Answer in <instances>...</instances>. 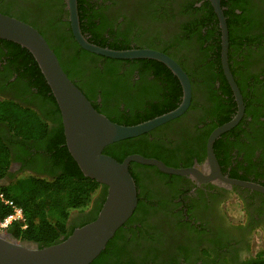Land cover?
I'll return each mask as SVG.
<instances>
[{"label": "flooded vegetation", "instance_id": "af4514ba", "mask_svg": "<svg viewBox=\"0 0 264 264\" xmlns=\"http://www.w3.org/2000/svg\"><path fill=\"white\" fill-rule=\"evenodd\" d=\"M219 6L227 29V65L240 93L243 113L234 127L214 141L213 155L222 178L264 188V0H219ZM76 7L79 26L75 30L88 42L109 49L158 51L184 72L190 85L188 108L151 132L162 137L165 159L204 173L210 135L238 112L222 68V31L211 0H76ZM0 10L36 29L61 65L70 64L76 53L73 45L78 44L67 0H0ZM26 58L15 47L0 42V103L32 112L45 120L54 134L61 121L58 107L39 85V77ZM105 64L101 59L95 66L83 65L74 83L111 119L117 114L116 106L122 111L123 103H133L138 94L182 100L181 84L166 66L170 79L158 74L157 65L131 60L118 64L113 76L101 84L94 78ZM221 82L230 94L217 91ZM102 93L108 95L104 102ZM0 138L11 159L2 184L11 176L39 175L51 169L42 159L41 147L19 145L1 123ZM23 165L26 169L20 171ZM131 170L139 182V193L154 208L143 225L138 222L126 230L128 238L134 240L125 247L132 261L264 264L263 192L220 179H171L150 171L151 178H147L146 168L135 166ZM102 195L103 188L75 221L68 219L67 227L89 222Z\"/></svg>", "mask_w": 264, "mask_h": 264}, {"label": "water", "instance_id": "95a60500", "mask_svg": "<svg viewBox=\"0 0 264 264\" xmlns=\"http://www.w3.org/2000/svg\"><path fill=\"white\" fill-rule=\"evenodd\" d=\"M211 3L222 31V68L233 92L238 112L231 121L218 127L210 135L204 173L196 168L168 167L159 160L136 154L126 157L122 162L103 154L107 146L148 134L186 111L190 104V85L184 72L171 58L154 50H113L88 42L80 30H75L79 26L76 0H67L70 24L74 29L72 34L83 50L112 60L157 61L166 66L181 84L182 100L176 109L134 126L118 125L97 112L69 80L54 52L36 29L0 13V40L12 42L27 50L37 64L58 107L68 153L85 178L106 188V196L97 217L92 222L75 228L66 239H61L56 244L38 248L33 243H20L0 232V264H90L136 209L137 190L129 172L131 163L152 166L167 175L191 176L198 182L220 179L264 193V188L259 185L222 178L213 155L214 141L237 124L243 113V104L227 65V29L219 0H211Z\"/></svg>", "mask_w": 264, "mask_h": 264}, {"label": "trees", "instance_id": "16d2710c", "mask_svg": "<svg viewBox=\"0 0 264 264\" xmlns=\"http://www.w3.org/2000/svg\"><path fill=\"white\" fill-rule=\"evenodd\" d=\"M18 20L21 21V19ZM0 42L7 43L18 49L21 54L26 55L27 61L39 77V85L43 87L45 92L50 93V89L30 53L12 42L5 40H0ZM95 45L103 47L102 45ZM73 46V50L76 53L71 57L70 64L67 66H62L58 56L56 53L54 54L69 80L82 92L93 108L100 114H104L111 122L123 126H134L176 109L178 103L181 102L180 97L179 99L177 97L156 98L150 94H138L134 98L133 103H123L122 111H119V107L116 106L117 114L114 119H111L110 115L101 110L95 101L74 83L75 76L82 73V70L80 71L79 69L83 65L95 66L98 60L103 59L106 64L101 72L96 71V77L94 78L95 81H101L102 84L104 78L113 76L114 69L118 64L131 60H112L84 51L76 44ZM133 61L157 65L158 74L160 76L164 75L165 79H170L172 76L163 64L156 61L145 59ZM172 89L177 88L173 86ZM219 90L222 91V94H230L224 90L223 82L220 83V88L217 91ZM178 92L180 96L181 90L179 87ZM51 97L53 98L52 95ZM107 98L108 95L102 93V102ZM209 99L211 101L217 100L211 97ZM53 101L55 102L54 98ZM0 123L8 129L19 145L25 147L29 145L32 147L36 146L38 149L41 147L43 149L42 159L47 160L51 167L48 172L38 173L39 175L11 176L7 184H2L1 181L8 176V167L11 159L8 146L0 138V221L11 213L10 207L2 202L1 198H3L12 201L15 206L21 209L26 224L25 229H22L16 223L11 224L4 233L20 243H33L38 248H44L58 243L61 239H66L75 228L92 222L102 207L106 196V188L82 175L65 146L61 121L58 131L51 134L45 120L30 111L22 110L17 105L3 102L0 103ZM163 151H165V146L162 137L150 132L134 139L109 145L104 148L103 154L112 157L118 162H122L126 157L136 154L145 158L159 160L168 167L182 168L165 159ZM135 166L146 168L148 170L147 178H151L149 171L160 177L176 178L175 176L159 172L155 167L131 163L129 172L137 190L136 209L128 221L109 240L105 249L90 264H137L128 257L125 249L126 246L134 241L132 237L128 238L126 230L128 231L133 224L138 222L143 225L147 216L153 213L154 208L147 204L145 202L146 197L139 193V182L131 170V167ZM24 169L26 167L23 165L20 171H24ZM102 188L103 195L94 217L87 223L69 229L67 222L70 212L72 210L83 211L90 202L91 197Z\"/></svg>", "mask_w": 264, "mask_h": 264}, {"label": "built area", "instance_id": "2783aa9c", "mask_svg": "<svg viewBox=\"0 0 264 264\" xmlns=\"http://www.w3.org/2000/svg\"><path fill=\"white\" fill-rule=\"evenodd\" d=\"M2 199V202L10 207L11 213L0 221V232H4L11 224H18L22 229L26 228L23 213L20 208L14 205V203L7 199Z\"/></svg>", "mask_w": 264, "mask_h": 264}, {"label": "rangeland", "instance_id": "374dc122", "mask_svg": "<svg viewBox=\"0 0 264 264\" xmlns=\"http://www.w3.org/2000/svg\"><path fill=\"white\" fill-rule=\"evenodd\" d=\"M15 177H25V175H20V174H18V175L15 176ZM97 192H98V191H97ZM96 195H97V193H95V194L91 197L90 202L88 203L87 207H86L84 210H87V209L90 207V205H91L92 201L94 200V198L96 197ZM84 210H83V211H84ZM83 211L72 210V211L70 212V215H69V221H70V222L75 221V220L78 218V215H79L81 212H83ZM68 223H69V222H67V225H68Z\"/></svg>", "mask_w": 264, "mask_h": 264}]
</instances>
